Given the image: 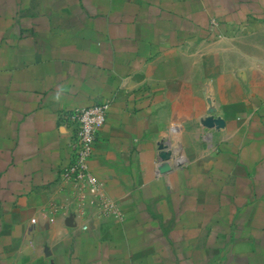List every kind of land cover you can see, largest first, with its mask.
Masks as SVG:
<instances>
[{
  "label": "crops",
  "instance_id": "obj_1",
  "mask_svg": "<svg viewBox=\"0 0 264 264\" xmlns=\"http://www.w3.org/2000/svg\"><path fill=\"white\" fill-rule=\"evenodd\" d=\"M0 264H264V0H0Z\"/></svg>",
  "mask_w": 264,
  "mask_h": 264
},
{
  "label": "built area",
  "instance_id": "obj_2",
  "mask_svg": "<svg viewBox=\"0 0 264 264\" xmlns=\"http://www.w3.org/2000/svg\"><path fill=\"white\" fill-rule=\"evenodd\" d=\"M109 109L110 103L103 102L80 109L74 114V120L79 128L75 159L65 169L68 179L94 182L88 163L93 155L97 133L107 122Z\"/></svg>",
  "mask_w": 264,
  "mask_h": 264
}]
</instances>
